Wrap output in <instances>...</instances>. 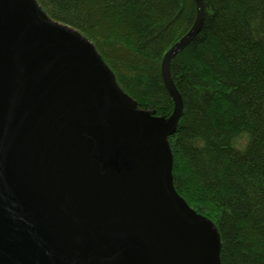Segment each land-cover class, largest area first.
<instances>
[{"label": "water", "instance_id": "water-1", "mask_svg": "<svg viewBox=\"0 0 264 264\" xmlns=\"http://www.w3.org/2000/svg\"><path fill=\"white\" fill-rule=\"evenodd\" d=\"M160 117L123 90L94 41L39 0H0V264H222L221 233L175 189Z\"/></svg>", "mask_w": 264, "mask_h": 264}, {"label": "trees", "instance_id": "trees-1", "mask_svg": "<svg viewBox=\"0 0 264 264\" xmlns=\"http://www.w3.org/2000/svg\"><path fill=\"white\" fill-rule=\"evenodd\" d=\"M94 41L137 106L168 118L164 55L196 0H39ZM202 28L171 61L184 100L169 138L185 200L221 233L222 264H264V0H204Z\"/></svg>", "mask_w": 264, "mask_h": 264}, {"label": "bare ground", "instance_id": "bare-ground-1", "mask_svg": "<svg viewBox=\"0 0 264 264\" xmlns=\"http://www.w3.org/2000/svg\"><path fill=\"white\" fill-rule=\"evenodd\" d=\"M178 190V189H177ZM179 192V191H178ZM180 193V192H179ZM184 198V197H183ZM189 204V203H188ZM199 212V211H198ZM200 213V212H199ZM203 214V213H202ZM214 221V220H213ZM217 224V223H216ZM218 227V226H217Z\"/></svg>", "mask_w": 264, "mask_h": 264}]
</instances>
